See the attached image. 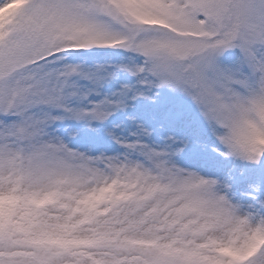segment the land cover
Here are the masks:
<instances>
[{"label": "snow or ice", "instance_id": "1", "mask_svg": "<svg viewBox=\"0 0 264 264\" xmlns=\"http://www.w3.org/2000/svg\"><path fill=\"white\" fill-rule=\"evenodd\" d=\"M0 264H264V0H0Z\"/></svg>", "mask_w": 264, "mask_h": 264}]
</instances>
